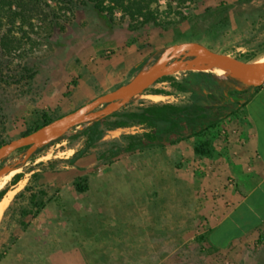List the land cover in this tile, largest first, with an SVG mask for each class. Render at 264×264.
Masks as SVG:
<instances>
[{
  "label": "rangeland",
  "instance_id": "rangeland-1",
  "mask_svg": "<svg viewBox=\"0 0 264 264\" xmlns=\"http://www.w3.org/2000/svg\"><path fill=\"white\" fill-rule=\"evenodd\" d=\"M150 11L154 18L146 22L121 8L101 12L95 0H0L2 139L118 87L158 57L173 60L184 53L177 46L183 42L264 57V0H152ZM173 79L188 90L176 89ZM195 82L190 71L173 74L120 111L154 102L189 104ZM244 106L201 136L116 156L111 149L124 147L146 125L110 128L112 116L100 123L102 138L91 146L87 133L74 136L90 122L40 145L30 157L26 148L14 151L0 161V191L9 197L0 220V264H264L262 188L235 207L226 205L231 181L218 170L231 166L222 142L239 128ZM202 142L208 145L199 153ZM77 151L83 154L71 165L67 159ZM209 166L212 178L219 175L213 187ZM76 177L86 178L84 191ZM214 208L229 211L220 212L215 229L205 219Z\"/></svg>",
  "mask_w": 264,
  "mask_h": 264
},
{
  "label": "trees",
  "instance_id": "trees-1",
  "mask_svg": "<svg viewBox=\"0 0 264 264\" xmlns=\"http://www.w3.org/2000/svg\"><path fill=\"white\" fill-rule=\"evenodd\" d=\"M110 1L112 2L111 4L104 5V0H95V6L101 12H113L115 8H121L131 18L142 17L146 22H150L154 18L153 12L150 11L152 0ZM239 56L244 57L242 55ZM158 59L159 57L156 61ZM190 72L194 73L196 78V92L191 103L154 102L135 111L121 112L119 109L110 115L92 121L74 136L87 133L86 144L91 146L102 138L104 129L100 128V123L109 117L115 116V119L109 122L110 128L128 126L136 122L146 125L148 129L142 134L129 135V141L124 147H113L111 149L113 156L118 155L119 152H132L139 148L152 147L158 144H174L191 136H201L208 129L216 128L227 117L236 115L238 110L250 100L255 90L261 87L255 88L254 84L246 77H239L231 73L221 76L211 71ZM166 78H172V75L164 76L159 80ZM173 85L178 90H188L183 81L173 79ZM150 92L161 93L163 91L151 89ZM55 118L44 115L40 123L23 131L22 135L39 128ZM59 139L45 144L54 143ZM5 142L7 141L2 139L0 132V145ZM207 145V142H202L200 146L196 147V151L199 153L206 152L205 147ZM40 149L41 147H38L34 154ZM82 154V151H77L67 161L74 165L77 158ZM20 176L21 174L16 175L14 181H18ZM85 181L86 178L76 177L75 185L79 191H84L87 188ZM40 193L46 194L44 189ZM3 196L4 192L0 191V199ZM34 197H37V195L35 194ZM33 201L36 208L40 206L35 198ZM2 256L0 255V257Z\"/></svg>",
  "mask_w": 264,
  "mask_h": 264
},
{
  "label": "water",
  "instance_id": "water-1",
  "mask_svg": "<svg viewBox=\"0 0 264 264\" xmlns=\"http://www.w3.org/2000/svg\"><path fill=\"white\" fill-rule=\"evenodd\" d=\"M177 46L184 50L182 55L167 63L159 58L150 68L138 72L118 87L99 94L27 134L1 144L0 161L21 148H26L27 157H30L40 145L61 138L74 126L90 123L121 109L136 94L167 75L187 71L213 72L214 65L226 63L235 68L231 74L246 77L255 88L264 83V57L248 59L228 52H219L198 41L183 42Z\"/></svg>",
  "mask_w": 264,
  "mask_h": 264
},
{
  "label": "crops",
  "instance_id": "crops-1",
  "mask_svg": "<svg viewBox=\"0 0 264 264\" xmlns=\"http://www.w3.org/2000/svg\"><path fill=\"white\" fill-rule=\"evenodd\" d=\"M244 108L245 117L240 122L239 128L235 129L236 132H232L225 141H221V148L224 147L225 150L228 149L230 151L229 155L231 160L227 159L226 162L228 163V161H231L228 163L231 166L227 168L226 163H224L221 164V167L218 170L224 173H229L228 176L231 185H228L233 191H231L227 201L225 200V204H231L233 207L237 206L241 201L247 200V197H249L254 190L258 191L260 188H262V191H259L258 195L261 199L264 198V83L260 88L255 90ZM211 169L212 168L209 169L207 179L209 181L208 183L212 182L213 187L214 184L218 185L216 177L219 175L214 176L216 179H213L214 177H211L212 175L210 174V171L214 169ZM210 177L213 180H211ZM233 186H235L234 189L236 190L233 189ZM208 187H210V184ZM199 197L200 196H198L197 199L193 198V204L196 203V207L200 206ZM216 204L217 202L215 205ZM215 208L213 211H210L208 213L209 216L205 218L211 223L214 222V224H211L213 229H215L216 225L220 222L218 217L220 212L224 213L227 210L224 208L217 213ZM227 213H229V211ZM62 241L63 243H60V246L64 249V242L67 241L65 239ZM215 246L219 250L225 249L223 246ZM141 262H144V260H141ZM79 264H87V262L86 260H82Z\"/></svg>",
  "mask_w": 264,
  "mask_h": 264
},
{
  "label": "bare ground",
  "instance_id": "bare-ground-1",
  "mask_svg": "<svg viewBox=\"0 0 264 264\" xmlns=\"http://www.w3.org/2000/svg\"><path fill=\"white\" fill-rule=\"evenodd\" d=\"M212 71L218 75L225 76L229 73H233L235 71V68L232 65L226 64V63H217L212 67ZM153 96L160 97V94H155ZM4 171L0 172V189L3 187L5 179L3 178ZM9 197L6 195L0 200V220L1 217L8 205Z\"/></svg>",
  "mask_w": 264,
  "mask_h": 264
}]
</instances>
